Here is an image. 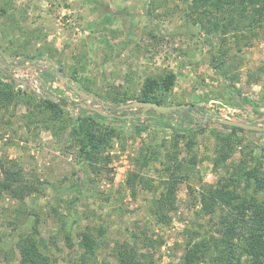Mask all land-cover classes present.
<instances>
[{
  "label": "rangeland",
  "instance_id": "rangeland-1",
  "mask_svg": "<svg viewBox=\"0 0 264 264\" xmlns=\"http://www.w3.org/2000/svg\"><path fill=\"white\" fill-rule=\"evenodd\" d=\"M144 99L204 111L183 136ZM247 172L264 180V0H0V264H80L82 234L92 264H183L220 216L202 195Z\"/></svg>",
  "mask_w": 264,
  "mask_h": 264
},
{
  "label": "trees",
  "instance_id": "trees-1",
  "mask_svg": "<svg viewBox=\"0 0 264 264\" xmlns=\"http://www.w3.org/2000/svg\"><path fill=\"white\" fill-rule=\"evenodd\" d=\"M143 102L159 104L147 99H144ZM60 103L67 105L65 100H61ZM203 111V108L190 105L188 110L181 109L173 112V114L180 113L183 122L190 124V126L181 128L177 133L183 136L189 135L193 129L191 127L193 124L192 115H203ZM91 121L94 120H87V122ZM163 126L167 127L168 125L164 124ZM221 127L232 134L241 131L239 127L233 125L222 124ZM251 175L252 172L243 174L242 177H244L246 186L242 193H237L235 190H225L224 186L218 185V187L207 190L202 195L201 206L203 211H206V213L220 211V216L218 222L214 224L215 233L201 235L198 241L187 245L183 255V264H200L201 262L212 264H264V201L258 203L254 196L245 191L251 187L261 189L260 187L264 186V180L254 174L252 183ZM80 241L85 251L79 258V263L92 264L89 262L88 255L94 251L93 238L90 235L82 234ZM34 253H36L35 245ZM242 257L245 258L246 263L241 260ZM119 261L120 264H144L138 261L137 255L128 246L121 247Z\"/></svg>",
  "mask_w": 264,
  "mask_h": 264
},
{
  "label": "water",
  "instance_id": "water-1",
  "mask_svg": "<svg viewBox=\"0 0 264 264\" xmlns=\"http://www.w3.org/2000/svg\"><path fill=\"white\" fill-rule=\"evenodd\" d=\"M78 94H80L78 92ZM134 106L136 107H143L145 110H154L160 114H164V115H167V114H170V113H173L175 111H178V110H185L188 108V106L186 105H179V106H163V105H159V104H156V103H151V102H136L134 104ZM96 111V110H95ZM223 124H226V125H233V126H237L241 129V125L240 124H235V123H228V122H223Z\"/></svg>",
  "mask_w": 264,
  "mask_h": 264
},
{
  "label": "built area",
  "instance_id": "built-area-1",
  "mask_svg": "<svg viewBox=\"0 0 264 264\" xmlns=\"http://www.w3.org/2000/svg\"><path fill=\"white\" fill-rule=\"evenodd\" d=\"M38 76V75H37ZM36 83V81H34Z\"/></svg>",
  "mask_w": 264,
  "mask_h": 264
}]
</instances>
